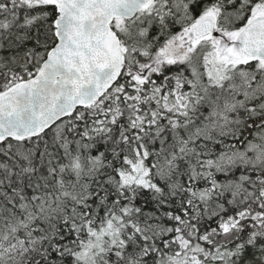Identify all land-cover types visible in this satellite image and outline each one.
I'll return each mask as SVG.
<instances>
[{
  "label": "snow or ice",
  "instance_id": "obj_1",
  "mask_svg": "<svg viewBox=\"0 0 264 264\" xmlns=\"http://www.w3.org/2000/svg\"><path fill=\"white\" fill-rule=\"evenodd\" d=\"M0 264H264V0H0Z\"/></svg>",
  "mask_w": 264,
  "mask_h": 264
}]
</instances>
